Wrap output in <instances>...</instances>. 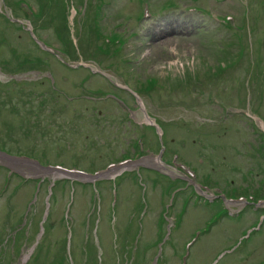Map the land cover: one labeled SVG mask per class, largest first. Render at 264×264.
Wrapping results in <instances>:
<instances>
[{"label":"rangeland","instance_id":"obj_1","mask_svg":"<svg viewBox=\"0 0 264 264\" xmlns=\"http://www.w3.org/2000/svg\"><path fill=\"white\" fill-rule=\"evenodd\" d=\"M25 1L0 0V147L92 173L161 146L167 165L74 184L66 216L70 181L0 157V264H24L36 241L26 264H56L70 230L63 264H151L172 223L159 264H180L186 241L183 264H264V129L247 116L264 125V0ZM142 107L157 128H141ZM178 163L220 199L172 179Z\"/></svg>","mask_w":264,"mask_h":264},{"label":"bare ground","instance_id":"obj_2","mask_svg":"<svg viewBox=\"0 0 264 264\" xmlns=\"http://www.w3.org/2000/svg\"><path fill=\"white\" fill-rule=\"evenodd\" d=\"M156 162L158 163V166L160 165V162L158 160H156ZM54 174V173H53ZM55 174H57V176H60L62 174H64V172L60 171V170H56Z\"/></svg>","mask_w":264,"mask_h":264}]
</instances>
